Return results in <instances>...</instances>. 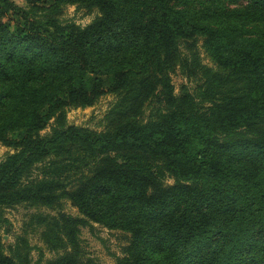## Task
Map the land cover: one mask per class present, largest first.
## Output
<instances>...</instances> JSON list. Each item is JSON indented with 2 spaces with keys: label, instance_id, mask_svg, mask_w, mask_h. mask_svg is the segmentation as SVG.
Instances as JSON below:
<instances>
[{
  "label": "trees",
  "instance_id": "obj_1",
  "mask_svg": "<svg viewBox=\"0 0 264 264\" xmlns=\"http://www.w3.org/2000/svg\"><path fill=\"white\" fill-rule=\"evenodd\" d=\"M57 1L99 14L80 26L0 0V142L14 149L0 161V222L8 205L65 195L81 217L46 221L50 247L71 250L46 264H78L89 221L130 234L114 264H264V0ZM190 37L215 69L176 94L169 70ZM106 92L117 95L112 128L67 123L69 108ZM65 144L91 157L78 184H21ZM32 247L0 240V264H30Z\"/></svg>",
  "mask_w": 264,
  "mask_h": 264
},
{
  "label": "rangeland",
  "instance_id": "obj_2",
  "mask_svg": "<svg viewBox=\"0 0 264 264\" xmlns=\"http://www.w3.org/2000/svg\"><path fill=\"white\" fill-rule=\"evenodd\" d=\"M22 7L30 16L45 20L56 18L61 23L73 22L80 26L90 23L98 14L96 7H86L78 2H58L50 4L47 0H12ZM242 0H226L227 4L237 6ZM195 53L197 61L192 60ZM175 60L169 70V76L176 94L188 92L194 94L196 86L203 78V68L215 69L214 64L202 47V41L193 37L181 40L175 52ZM199 64V65H198ZM117 95L111 92L103 93L92 104L86 107L69 108L66 113V121L83 129L93 132H105L113 127L119 112L116 104ZM153 106L144 109L143 115L151 112ZM142 115V116H143ZM47 126L42 132L48 131ZM14 149L0 142V161ZM90 156L79 146L65 144L55 152L35 161L21 184H37L58 179L63 186L57 190H69L79 183L81 174L87 172ZM172 182V179L167 181ZM59 212L81 217L77 207L67 196L63 195L52 206L24 201L8 205L3 209V217L6 221L0 222V240L4 245L11 244L17 236L27 238L32 249L30 251V264H46L56 256L71 251L69 248H51L55 244L52 239L49 244L43 235L47 229L46 221L51 220ZM56 236L63 238L61 231L54 230ZM130 234L120 229H108L99 223L89 221L80 227L79 259L78 264H114L118 258L125 255L126 246L129 243Z\"/></svg>",
  "mask_w": 264,
  "mask_h": 264
}]
</instances>
